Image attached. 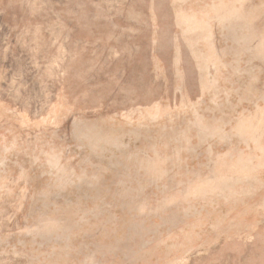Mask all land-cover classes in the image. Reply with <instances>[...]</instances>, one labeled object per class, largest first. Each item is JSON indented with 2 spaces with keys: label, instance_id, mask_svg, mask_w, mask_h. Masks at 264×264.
Masks as SVG:
<instances>
[{
  "label": "rangeland",
  "instance_id": "374dc122",
  "mask_svg": "<svg viewBox=\"0 0 264 264\" xmlns=\"http://www.w3.org/2000/svg\"><path fill=\"white\" fill-rule=\"evenodd\" d=\"M0 264H264V0H0Z\"/></svg>",
  "mask_w": 264,
  "mask_h": 264
}]
</instances>
